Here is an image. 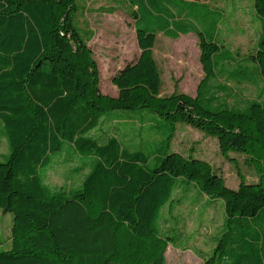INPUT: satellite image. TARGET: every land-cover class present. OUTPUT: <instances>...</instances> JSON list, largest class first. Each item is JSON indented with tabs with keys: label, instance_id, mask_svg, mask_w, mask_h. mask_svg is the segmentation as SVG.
Masks as SVG:
<instances>
[{
	"label": "trees",
	"instance_id": "obj_1",
	"mask_svg": "<svg viewBox=\"0 0 264 264\" xmlns=\"http://www.w3.org/2000/svg\"><path fill=\"white\" fill-rule=\"evenodd\" d=\"M76 9L74 0H0V135L9 149L0 160V209L12 214L0 264H167L173 236L160 221L185 183L224 207L205 264H264V98L235 107L243 99L217 80L212 62L223 45L193 23L174 21L135 28L140 52L113 75L117 95H104L91 49L73 24ZM253 10L260 33L245 58L264 83V0H253ZM191 31L204 71L196 94L162 96L155 37ZM142 108L169 126L154 165L116 136H91L106 111ZM177 122L216 137L223 151L249 156L257 179L229 187L207 160L169 150ZM64 149L72 160L86 157L89 170L80 185L53 188L42 171L62 162L57 154Z\"/></svg>",
	"mask_w": 264,
	"mask_h": 264
},
{
	"label": "rangeland",
	"instance_id": "obj_2",
	"mask_svg": "<svg viewBox=\"0 0 264 264\" xmlns=\"http://www.w3.org/2000/svg\"><path fill=\"white\" fill-rule=\"evenodd\" d=\"M74 1L77 9L73 13V24L97 63L98 87L102 94L117 95L113 75L138 56L135 28L157 30L161 25L172 26L174 21L176 25L193 23L207 37L213 36L223 45L219 54L212 56V62L217 80L235 88L243 99V105L235 107L245 108L249 99L264 98V83L259 78L257 64L245 58L256 50L260 33L253 0ZM152 54L161 79L160 95L196 94L204 75L196 33L191 31L177 39L157 34ZM169 132L165 119L147 109H113L102 115L99 128L93 129L91 136L99 141L116 136L125 148L150 155L149 165H154L158 160L155 155L163 153ZM169 150L207 160L222 173L229 187H237L242 178L247 182L257 179L249 156L233 150L223 151L216 137L183 122L175 124ZM8 153L7 140L0 135V160ZM72 154L66 149L60 151L57 155H61L64 163L57 161L47 171H42L45 181L53 188L80 185L87 174L89 167L84 165L87 158L72 160ZM174 194L160 221L161 231L173 236L165 250L166 262L205 264L223 223L222 201H210L200 194L195 183L182 184ZM11 222L12 214L0 209V250L10 247Z\"/></svg>",
	"mask_w": 264,
	"mask_h": 264
},
{
	"label": "crops",
	"instance_id": "obj_3",
	"mask_svg": "<svg viewBox=\"0 0 264 264\" xmlns=\"http://www.w3.org/2000/svg\"><path fill=\"white\" fill-rule=\"evenodd\" d=\"M191 32H188V33H186V34H180L178 37H176V38H173V37H169V36H166V35H163L162 33V35L163 36H165L166 38H169V39H177V38H179V37H181V36H185V35H188V34H190ZM158 34H160V33H158ZM204 72V71H203ZM204 76V75H203ZM197 90V89H196Z\"/></svg>",
	"mask_w": 264,
	"mask_h": 264
}]
</instances>
